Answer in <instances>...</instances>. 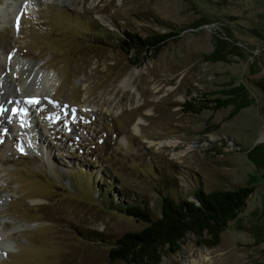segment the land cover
<instances>
[{"label": "rangeland", "instance_id": "obj_1", "mask_svg": "<svg viewBox=\"0 0 264 264\" xmlns=\"http://www.w3.org/2000/svg\"><path fill=\"white\" fill-rule=\"evenodd\" d=\"M93 19L117 34L178 35L134 66L117 34L85 35ZM220 42L237 55L209 60ZM16 65L28 77L23 89L11 77ZM215 98L233 104L200 113L185 105ZM169 140L178 143L161 145ZM256 144L264 145V0H0V264H125L91 234L147 225L117 206L139 203L156 217L161 193L192 200L199 187L245 185L255 190L219 245L188 234L160 264H264Z\"/></svg>", "mask_w": 264, "mask_h": 264}, {"label": "trees", "instance_id": "obj_2", "mask_svg": "<svg viewBox=\"0 0 264 264\" xmlns=\"http://www.w3.org/2000/svg\"><path fill=\"white\" fill-rule=\"evenodd\" d=\"M91 21L94 31L87 32L85 35L92 36L93 41L100 42L106 37L116 36V32L100 24L96 19ZM177 35L178 33L173 30L154 31L147 35L132 30H123L115 37V45L127 54L131 52L135 54L132 62L135 66L146 54L157 55L163 46ZM227 45L223 42L218 43L215 50L208 55L209 60L220 61L227 55H237L235 49H228ZM237 89L239 90L235 92L236 96L246 95L244 86L241 85ZM227 94L230 93L227 92ZM210 103L214 104L197 106L192 101H188L185 105L189 111L200 113L204 109L218 110L225 105L233 104L231 100L221 98L210 100ZM242 107L241 104L236 105L234 112L237 113ZM261 148L264 146L257 145L249 153L252 161L258 165L260 164L254 153ZM254 190L253 185L209 192L199 187L194 191L192 200L161 193L160 215L156 217L147 207L139 203L125 207L117 206L121 213L143 221L147 225L139 231L125 232L116 238L104 237L98 231H91L93 241L107 244L110 260L122 261L125 264H160L165 255L178 253L181 250L182 242L188 234L195 235L200 245L215 247L220 244L222 233L246 206Z\"/></svg>", "mask_w": 264, "mask_h": 264}, {"label": "bare ground", "instance_id": "obj_3", "mask_svg": "<svg viewBox=\"0 0 264 264\" xmlns=\"http://www.w3.org/2000/svg\"><path fill=\"white\" fill-rule=\"evenodd\" d=\"M48 2H51V3H60V4H64L65 2H67V0H47ZM32 4V3H31ZM137 69V68H136ZM12 74H11V77H12V79H15V84L17 85V87L19 88V89H23V87H24V85L27 83V81H28V77H27V75L25 74V73H20V71H19V66H14V68H13V70H12V72H11ZM141 72H140V70H136L135 71V74L137 75V74H140ZM57 78H58V80H59V77H58V75H57ZM56 81V82H55ZM133 81H134V76H129V77H127V78H125L121 83H120V86L121 87H123L124 89H127V88H129V87H131L132 86V84H133ZM59 82V81H58ZM46 84H47V86H50L51 87V89L53 90L57 85H58V83H57V80L55 79L54 80V77L53 76H51V74H50V76H48L47 77V79H46ZM52 90L51 91H49V90H46L45 91V94H47L48 92L52 95ZM55 90V89H54ZM44 92V90L41 92V93H43ZM15 95V94H14ZM22 96L21 95V93L20 94H18V96ZM23 97V96H22ZM5 99H7V98H5ZM19 99V98H18ZM21 105V104H20ZM108 111H110V109H108ZM121 110H116L115 111V113L116 114H118L119 112H120ZM34 120V119H33ZM141 123V121H137L135 124H134V126H133V130H134V132L138 135V134H140L141 133V130H140V124ZM155 143V142H154ZM162 144L161 145H163V144H166V145H173V146H176L177 145V141H172V140H169V141H163V142H161ZM160 146V145H159ZM186 151L187 150H185V151H183L182 153H180V154H184V153H186ZM47 155H50L48 152H47ZM4 236V232L2 231V228L0 227V236ZM8 238V237H7ZM4 247H5V251L6 252H9L10 251V244H8V243H4Z\"/></svg>", "mask_w": 264, "mask_h": 264}, {"label": "flooded vegetation", "instance_id": "obj_4", "mask_svg": "<svg viewBox=\"0 0 264 264\" xmlns=\"http://www.w3.org/2000/svg\"><path fill=\"white\" fill-rule=\"evenodd\" d=\"M259 143H261V142H259ZM257 145H259V144H256L253 148H255ZM261 145V144H260ZM262 146H264V145H262ZM262 149V151L264 152V148H261Z\"/></svg>", "mask_w": 264, "mask_h": 264}, {"label": "snow or ice", "instance_id": "obj_5", "mask_svg": "<svg viewBox=\"0 0 264 264\" xmlns=\"http://www.w3.org/2000/svg\"><path fill=\"white\" fill-rule=\"evenodd\" d=\"M34 102H36V101H34Z\"/></svg>", "mask_w": 264, "mask_h": 264}]
</instances>
